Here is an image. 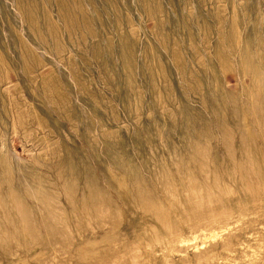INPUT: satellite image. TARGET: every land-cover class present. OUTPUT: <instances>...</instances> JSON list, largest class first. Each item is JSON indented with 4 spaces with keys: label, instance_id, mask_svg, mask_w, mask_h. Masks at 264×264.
<instances>
[{
    "label": "rangeland",
    "instance_id": "1",
    "mask_svg": "<svg viewBox=\"0 0 264 264\" xmlns=\"http://www.w3.org/2000/svg\"><path fill=\"white\" fill-rule=\"evenodd\" d=\"M0 264H264V0H0Z\"/></svg>",
    "mask_w": 264,
    "mask_h": 264
},
{
    "label": "bare ground",
    "instance_id": "2",
    "mask_svg": "<svg viewBox=\"0 0 264 264\" xmlns=\"http://www.w3.org/2000/svg\"><path fill=\"white\" fill-rule=\"evenodd\" d=\"M181 59V58H180ZM177 61V60H176ZM178 62V61H177ZM179 64V63H178ZM180 65V64H179ZM183 68V67H182ZM252 100V99H251ZM217 233V232H216ZM212 236H214L216 239H217V235L216 234H214L213 233V235ZM196 237V236H195ZM195 237H191L190 239H188V240H185L184 242L185 243H189V242H193L194 243V241L197 239V237L195 238ZM211 238H213V237H211ZM147 239V238H146ZM155 242V241H154ZM206 242V241H205ZM204 242V243H205ZM252 243H253V241L252 240H248V242L247 243H242V244H240L239 246H240V251H241V253L242 254H246L247 253V251L248 250H252L253 248H254V246L252 245ZM260 242H258L257 244H259ZM190 244V243H189ZM188 244V245H189ZM256 243H255V245H257ZM171 246V245H170ZM187 246V245H186ZM198 247V246H197ZM196 247V248H197ZM259 247V246H258ZM199 249V248H198ZM254 251V250H253ZM229 252H232V251H229ZM232 253H236V252H232ZM56 255V254H55ZM158 255V254H157ZM254 262V261H253Z\"/></svg>",
    "mask_w": 264,
    "mask_h": 264
}]
</instances>
